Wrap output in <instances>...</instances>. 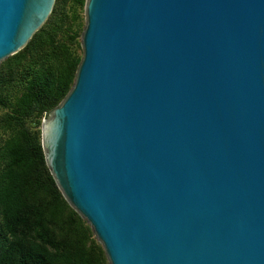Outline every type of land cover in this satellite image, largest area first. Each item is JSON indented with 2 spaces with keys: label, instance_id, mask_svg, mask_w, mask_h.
<instances>
[{
  "label": "water",
  "instance_id": "1",
  "mask_svg": "<svg viewBox=\"0 0 264 264\" xmlns=\"http://www.w3.org/2000/svg\"><path fill=\"white\" fill-rule=\"evenodd\" d=\"M55 0H0V63ZM45 164L108 264H264V0H85Z\"/></svg>",
  "mask_w": 264,
  "mask_h": 264
},
{
  "label": "trees",
  "instance_id": "2",
  "mask_svg": "<svg viewBox=\"0 0 264 264\" xmlns=\"http://www.w3.org/2000/svg\"><path fill=\"white\" fill-rule=\"evenodd\" d=\"M84 4L55 0L26 46L0 63V264H108L58 190L40 139L43 118L73 84Z\"/></svg>",
  "mask_w": 264,
  "mask_h": 264
},
{
  "label": "rangeland",
  "instance_id": "3",
  "mask_svg": "<svg viewBox=\"0 0 264 264\" xmlns=\"http://www.w3.org/2000/svg\"><path fill=\"white\" fill-rule=\"evenodd\" d=\"M78 14H79V16H80V25H81V30L83 29V27H84V8H82V9H78ZM80 30V31H81ZM79 41H80V38H79ZM81 52V51H80Z\"/></svg>",
  "mask_w": 264,
  "mask_h": 264
}]
</instances>
